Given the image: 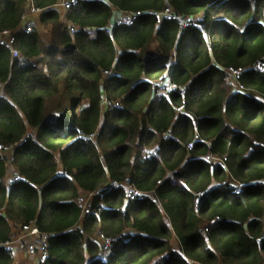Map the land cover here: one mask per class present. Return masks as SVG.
Segmentation results:
<instances>
[{
    "label": "trees",
    "instance_id": "trees-1",
    "mask_svg": "<svg viewBox=\"0 0 264 264\" xmlns=\"http://www.w3.org/2000/svg\"><path fill=\"white\" fill-rule=\"evenodd\" d=\"M58 2L0 0V264H264V0Z\"/></svg>",
    "mask_w": 264,
    "mask_h": 264
},
{
    "label": "built area",
    "instance_id": "built-area-1",
    "mask_svg": "<svg viewBox=\"0 0 264 264\" xmlns=\"http://www.w3.org/2000/svg\"><path fill=\"white\" fill-rule=\"evenodd\" d=\"M75 0H59V2L56 4L58 8H60L62 11L66 10L71 6L72 3H74ZM40 9L35 8L31 3L29 4L27 10L23 13L22 15V28L25 29L26 31H29L31 29L32 23L36 19V15L39 12ZM135 17L134 14L129 13L128 15H120L117 17L118 22H123V23H131L133 18ZM162 17H166L167 19H179V17L172 12L171 9L167 8L159 13L156 14V18L159 21ZM189 18H184L181 19V22L183 24L188 23ZM109 31V29H107ZM14 43V35L11 31L9 30H4L0 32V45H7L12 48V45ZM12 55L13 56H19V52L12 48ZM258 67H261L260 63H257ZM241 69H229V75L230 79L236 81ZM241 87V85H239ZM176 88V85L172 83L169 80H166L163 85H162V90L167 92L170 90H173ZM242 88V87H241ZM181 108H177L179 111ZM191 146V143L188 144V147ZM11 147H3L0 145V154L5 155L7 150H10ZM211 159L214 157L210 156ZM7 179V182L12 181V177L9 178V176L5 177ZM264 184V180H262ZM113 185H116V182L112 183ZM122 187L125 189L126 194L128 197L132 198L135 195L140 194L135 188L128 184L123 182ZM241 190V186L237 185L235 188V192L238 193ZM81 202V201H80ZM81 205L85 211H87L86 206H84L81 202ZM28 237H36L34 240H25ZM46 236L41 235L37 229V227L34 225L33 222H30L28 224H25L19 228V232L17 234V237H12L9 241L5 242L3 245L7 248L12 250V247L15 245L18 248L27 251L28 253L35 254L37 258V262H43L46 258V251L44 248V242H45Z\"/></svg>",
    "mask_w": 264,
    "mask_h": 264
},
{
    "label": "crops",
    "instance_id": "crops-1",
    "mask_svg": "<svg viewBox=\"0 0 264 264\" xmlns=\"http://www.w3.org/2000/svg\"><path fill=\"white\" fill-rule=\"evenodd\" d=\"M59 10L61 11V9L59 8ZM43 38V37H42ZM12 170L9 171V173H11ZM7 176H9V174L7 173ZM14 233H13V238L17 237V234L19 232V228H14L13 229ZM35 240L36 237H28L25 240ZM13 247H15L16 249H13ZM12 247V254H13V263L12 264H35L37 262V258L35 254H31L28 253L20 248H18L17 246H13Z\"/></svg>",
    "mask_w": 264,
    "mask_h": 264
},
{
    "label": "rangeland",
    "instance_id": "rangeland-1",
    "mask_svg": "<svg viewBox=\"0 0 264 264\" xmlns=\"http://www.w3.org/2000/svg\"><path fill=\"white\" fill-rule=\"evenodd\" d=\"M39 31H40L41 36L43 37L45 43H47L49 41V39H50V33H49L50 29H49V27L48 26H46V27H39ZM10 150H7L5 153L8 154ZM91 198H92V193H81L79 200L82 202V204L84 206H87ZM13 249H16V248L13 247Z\"/></svg>",
    "mask_w": 264,
    "mask_h": 264
}]
</instances>
